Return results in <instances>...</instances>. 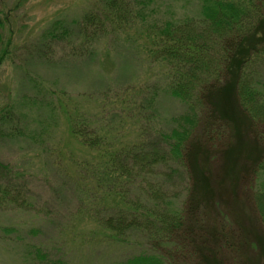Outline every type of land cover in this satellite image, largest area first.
Wrapping results in <instances>:
<instances>
[{"label": "trees", "instance_id": "16d2710c", "mask_svg": "<svg viewBox=\"0 0 264 264\" xmlns=\"http://www.w3.org/2000/svg\"><path fill=\"white\" fill-rule=\"evenodd\" d=\"M196 2L198 17H178L162 15L156 0H95L76 29L56 20L38 38L45 60L60 43L77 58L101 39L124 40L160 71L153 85L104 95L94 116L81 106H58L56 93L39 82L37 94L26 101L36 109L38 141L54 135L62 113L71 138L85 151L84 158L67 161L80 193L99 203L86 210L94 232L121 244L144 236L148 251L114 264H264V0ZM3 29L0 18V66L10 56ZM161 95L185 108L172 118V128H160ZM7 110L0 114V127L22 135L26 128L17 125L12 106ZM238 121L247 123L254 140L255 160L241 180L250 190L257 234L240 225L234 230L236 219L219 201H200L207 191L214 196L212 162L239 139ZM56 160L60 170L71 172L62 167L63 157ZM11 172L0 162V180L5 177L8 184ZM5 189L10 196L11 187ZM251 248L258 258L243 260ZM25 253V264H68L39 246Z\"/></svg>", "mask_w": 264, "mask_h": 264}, {"label": "rangeland", "instance_id": "374dc122", "mask_svg": "<svg viewBox=\"0 0 264 264\" xmlns=\"http://www.w3.org/2000/svg\"><path fill=\"white\" fill-rule=\"evenodd\" d=\"M156 3L165 16L198 17L199 14L196 0H156ZM94 4L95 0H0L3 41L8 44L10 54L0 66V114L12 106L17 125L26 128L18 135L0 127L3 131L0 162L9 165L12 171L6 176L8 184L5 177L0 180V264H25V252L34 245L68 264H114L149 250L142 235H132L129 242L121 244L94 232L95 221L86 210L99 203L80 193L74 181L72 161H67L73 156L78 160L84 158L85 151L71 138L62 113H58L54 135L38 141L36 109L33 111L34 107L26 102L37 94L35 82H39L56 93L58 106L61 103L68 109L81 106L89 111H84L89 116H94L104 95L108 99L129 87L142 88L158 81L159 69L150 64L143 52L124 40L101 39L77 58H71L70 46L60 43L48 60L42 58L41 50L45 48L38 42L41 33L56 20L76 29L75 23ZM260 71L264 77V65ZM156 108L160 128H172V118L185 111L180 102L167 95L159 97ZM45 114L44 110L42 117ZM238 123L235 126L239 139L232 141L224 157L212 162L210 177L214 196L207 191L200 201H219L224 212L236 219L234 230L240 225L242 230L257 234L260 232L256 216L248 199L250 190L247 182L241 180L243 169L255 160L256 155L250 157V151L255 149L254 140L249 136L247 123ZM58 156L66 160H60L62 167L71 172L57 167ZM5 185L11 187L10 196ZM258 256V251L252 248L249 253L243 252V260L250 258L253 262Z\"/></svg>", "mask_w": 264, "mask_h": 264}]
</instances>
